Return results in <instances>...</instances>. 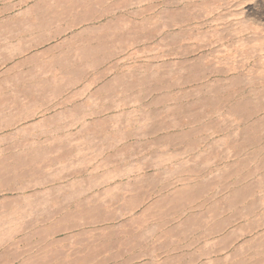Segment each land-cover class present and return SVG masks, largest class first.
Instances as JSON below:
<instances>
[{"label":"rangeland","instance_id":"1","mask_svg":"<svg viewBox=\"0 0 264 264\" xmlns=\"http://www.w3.org/2000/svg\"><path fill=\"white\" fill-rule=\"evenodd\" d=\"M113 1L0 0V264H264V0H166L190 5L205 74L111 41ZM54 176L110 184L60 194Z\"/></svg>","mask_w":264,"mask_h":264},{"label":"bare ground","instance_id":"2","mask_svg":"<svg viewBox=\"0 0 264 264\" xmlns=\"http://www.w3.org/2000/svg\"><path fill=\"white\" fill-rule=\"evenodd\" d=\"M108 1V0H107ZM115 1V2H114ZM113 1V5H112V7L111 8H107V10H104L100 15H99V19H101V21L103 20V22H104V19H105V21H106V23L104 24V26H103V30H104V28H107L108 30H111L112 31V33H111V37H110V40L111 41H115V39H116V41L115 42H117V37L118 36H120L121 38L123 37L124 38V36H126L127 38H128V40L127 39H123V41L125 42L124 44L127 46H129V48H132V49H135V51L137 50V51H140V53L141 52H143V51H145V50H147V49H149V50H151V51H153V50H155V52L157 53V52H160L159 54H160V56L162 57V58H169V57H180L181 59V63L179 64V65H181V67L184 69H188L187 71H189V70H191L190 72H192V73H194V74H196V73H198V71H197V67H198V63H200V62H193L192 61V64H190V62H191V60H189L188 59V57H189V55L191 54V53H197V54H200V53H202L203 52V50L205 49V47L206 46H208V45H205L204 46V44H201V43H199L200 42V37H201V35H202V33L200 32V27H198V26H196V25H194L193 24V22H192V16H191V13H190V5L189 4H186V5H181V6H175L174 5V3L173 2H170V1H166V0H135L134 2L135 3H137V5H139V9L135 12V14H133V15H130V14H128L126 11H127V7L129 6V8L131 7L130 5H133L132 3V1H131V3L129 2V4L130 5H128V3L125 1V0H114ZM101 2V1H100ZM110 2V1H109ZM148 2H149V4H148ZM160 3H162V4H160ZM135 5V4H134ZM145 5V6H144ZM138 7V6H137ZM154 9H155V14H154ZM130 10V9H129ZM118 12H120L119 14H117ZM98 19V20H99ZM105 31L106 32H108L106 29H105ZM107 34V33H106ZM120 34V35H119ZM103 34H101V36H102ZM99 38H101V37H99ZM115 38V39H114ZM120 38V39H121ZM102 39V38H101ZM109 39V38H108ZM127 42H126V41ZM111 43V42H110ZM118 43V42H117ZM127 43V44H126ZM121 44H122V42H121ZM117 45V44H116ZM107 46V45H106ZM105 46V47H106ZM109 46V45H108ZM112 46H113V44H112ZM119 46V45H118ZM123 46V45H122ZM126 46H123V47H126ZM210 46V45H209ZM138 47H142V50H139V49H136V48H138ZM97 48V47H96ZM155 48V49H154ZM98 49V48H97ZM104 49V48H103ZM153 49V50H152ZM99 50H101V49H99ZM98 50V51H99ZM106 50V49H105ZM97 51V50H96ZM134 51V50H133ZM100 52V51H99ZM98 53V52H97ZM139 54V53H138ZM96 55V54H95ZM98 55V54H97ZM158 55V54H157ZM205 55V54H204ZM104 57V56H103ZM146 57V56H145ZM159 57V56H158ZM200 57V56H199ZM198 57V58H199ZM153 58V57H152ZM152 58L150 59V57L149 58H145L146 59V61L147 62H150L151 60H152ZM157 58V56H155V59ZM203 58V57H202ZM208 59L210 58V57H207ZM96 59V58H95ZM141 59V58H140ZM161 59V58H160ZM130 59H128V58H123V59H120V60H118L117 61V63L118 64H120V63H127V61H129ZM210 60V59H209ZM146 61H145V63H146ZM94 62H97L98 63V61H95L94 60ZM93 62V63H94ZM102 62V61H101ZM152 62V61H151ZM97 63H96V65H97ZM197 64V65H195V64ZM201 63H203V61L201 62ZM200 63V64H201ZM95 64V63H94ZM93 64V65H94ZM99 64V63H98ZM151 64V63H150ZM91 65H92V63H91ZM92 65V66H93ZM99 65H101V64H99ZM113 65V64H112ZM92 66H91V68H92ZM95 66V65H94ZM66 67V66H65ZM180 67V66H179ZM94 68V67H93ZM92 68V69H93ZM95 68H97V66L95 67ZM207 68V67H206ZM202 69V68H201ZM230 69V68H229ZM65 70V69H64ZM67 70V69H66ZM94 70V69H93ZM234 70V69H233ZM201 71H203V70H201ZM201 71H199V73L201 72ZM229 71V70H228ZM228 71H227V73H228ZM230 71H231V69H230ZM105 73V72H104ZM204 73V72H203ZM203 73H200V74H203ZM107 74V73H106ZM205 74V73H204ZM223 74H226V73H223ZM227 75H229V74H227ZM192 76V75H191ZM202 76V75H201ZM203 76H205V75H203ZM100 77V76H99ZM207 77V76H206ZM190 78V77H189ZM188 78V79H189ZM202 78V77H201ZM234 78V77H233ZM190 79H192V78H190ZM202 79H204V77L202 78ZM206 79V78H205ZM204 79V80H205ZM225 79V78H224ZM221 80V79H220ZM223 80V79H222ZM238 79H236V80H233L234 82L235 81H237ZM202 81V80H201ZM239 81H241L240 80V78H239ZM238 81V82H239ZM199 82H200V80H199ZM231 82H232V80H231ZM237 82V83H238ZM242 82V81H241ZM251 82V81H250ZM201 83V82H200ZM236 83V82H235ZM240 83V82H239ZM238 83V84H239ZM241 84V83H240ZM252 84V83H251ZM201 87V86H200ZM199 87V88H200ZM212 87V86H211ZM238 87V86H237ZM252 87V86H251ZM213 88V87H212ZM207 89V88H206ZM215 89V88H214ZM217 90H218V88H216ZM221 89V88H220ZM206 92H208V91H206ZM210 92V91H209ZM212 92V91H211ZM218 92V91H217ZM236 92H238V90L236 91ZM255 92L256 91H254V92H251V93H248V96L249 95H252V93H254L255 94ZM201 93V92H200ZM224 93V92H223ZM207 94V93H206ZM263 94V93H262ZM244 96H247V95H244ZM244 96L242 97L243 99H246L247 100V98L245 97L244 98ZM203 99V98H202ZM210 99V98H209ZM221 99V98H220ZM242 99V100H243ZM231 100V99H230ZM233 100V99H232ZM249 100V99H248ZM252 100V99H251ZM203 101V100H202ZM238 102V101H237ZM200 103H202L201 101H200ZM207 103V102H206ZM236 103V102H235ZM204 104V103H203ZM251 104V103H250ZM254 104V103H253ZM193 105V104H192ZM205 105V104H204ZM236 105V104H235ZM194 106V105H193ZM209 106V105H208ZM239 106V105H238ZM239 109H240V107H239ZM238 109V110H239ZM264 109V108H263ZM262 109V110H263ZM242 110V109H241ZM240 111V110H239ZM264 111V110H263ZM227 112H229V111H227ZM255 112V111H254ZM213 113V112H212ZM256 115V114H255ZM194 116H196V115H194ZM199 116V115H198ZM210 116H212V115H210ZM257 116V115H256ZM207 117V116H206ZM261 117V118H260ZM259 117V119H257V120H255L253 123H251V127H253V128H255V129H258V127L260 126V125H262V126H264L263 125V123H264V117H262V116H260ZM248 118V117H247ZM196 119V118H195ZM202 120V119H201ZM211 122V121H210ZM245 123H247V122H245ZM212 124V123H211ZM210 124V125H211ZM193 127V126H192ZM183 128V127H182ZM242 128V127H241ZM260 128H262V127H260ZM192 130H193V128H192ZM260 130V129H259ZM190 131V130H189ZM188 131V132H189ZM195 131V130H194ZM194 131H193V133H194ZM198 131V130H197ZM206 131V130H205ZM245 131V130H244ZM255 131V130H254ZM185 134H188V133H186L185 132ZM243 134V133H242ZM246 134V133H245ZM189 135V134H188ZM193 135V134H192ZM190 136V135H189ZM45 137V136H44ZM47 137V136H46ZM123 137H124V135H123ZM122 137V138H123ZM48 139L49 138H47L46 140L48 141ZM125 139V138H124ZM188 139V138H187ZM245 138H243V140H244ZM250 139V138H249ZM45 140V139H44ZM50 140V139H49ZM126 140V139H125ZM54 141V140H53ZM43 142V141H42ZM56 142V141H55ZM237 142V141H236ZM247 142V141H246ZM246 142H245V144H246ZM252 144V143H251ZM255 144V143H254ZM258 144V143H257ZM41 145V144H40ZM246 147V146H245ZM37 148L39 149V147L37 146ZM37 148H34V154H37V153H39V150H37L36 151V149ZM50 148V147H49ZM51 148H53V147H51ZM26 149V148H25ZM33 153V152H32ZM26 154V153H25ZM201 154V153H200ZM18 157V156H17ZM17 157L15 158V159H17ZM34 158L33 157V154H31V156L30 155H25L24 157H23V159L24 160H27V161H30V159L29 158ZM238 157V156H237ZM38 158H40V157H38ZM245 158V157H244ZM22 159V160H23ZM29 159V160H28ZM243 159V158H242ZM246 159V158H245ZM248 159V158H247ZM246 159V160H247ZM19 160V159H18ZM24 160L22 161V163L24 162ZM38 160H40V159H38ZM244 160V159H243ZM242 160V161H243ZM2 161V160H1ZM4 161V160H3ZM33 161V160H32ZM239 161V160H238ZM26 162V161H25ZM239 162H241V159H240V161ZM245 162V164H246V161H244ZM6 164V163H5ZM18 164H19V162H18ZM233 164V163H232ZM239 165L241 164V163H238ZM242 164H244V163H242ZM241 164V165H242ZM4 164L2 163V162H0V168L1 169H3L2 168V166H3ZM19 165H21V164H19ZM26 165V167H27V164H25ZM17 166V165H16ZM247 166V165H246ZM235 167V166H234ZM18 168H20V167H18ZM231 168V167H230ZM1 169H0V171H1ZM233 170V169H232ZM236 171V170H235ZM3 172V171H2ZM189 172V171H188ZM234 172V171H233ZM235 173V172H234ZM234 175V174H233ZM123 177H124V175H122ZM126 176V175H125ZM249 176V175H248ZM43 177H45V176H43ZM50 178L52 177V176H49ZM40 178V177H39ZM39 178H38V180H39ZM42 178V177H41ZM50 178H47V179H50ZM53 178H56V179H54L53 180V188L55 189H51V190H54L55 192H56V190H57V188H59L58 190H57V192H61V191H67L68 192V190L70 189L71 191H73V192H78V193H80L82 196H83V194H85V196H86V193H93L96 189H98L99 187H101V186H104V185H108V184H110V182H103V183H100V184H96V185H93V184H91V179H92V176H54ZM98 178V177H97ZM116 178L117 179H115V180H118L119 178H121V176L120 175H118V177L116 176ZM241 178V177H240ZM52 179V178H51ZM111 179H113V177L112 178H110L109 180L110 181H113V180H111ZM36 181V184H38L37 182H39V181ZM97 180V179H96ZM122 180V179H121ZM243 180V179H242ZM42 181V180H41ZM47 182H50V180H48ZM58 182V184H56ZM114 182V181H113ZM51 183V184H52ZM240 183V182H239ZM46 183L44 182V183H42V185H45ZM82 184L84 185V187H82ZM3 185V184H2ZM33 185V184H32ZM58 185V186H57ZM185 186V185H184ZM5 187V186H4ZM52 187H49V189L50 188H52ZM182 187V186H181ZM0 188H1V186H0ZM24 188V187H23ZM22 188V189H23ZM29 188V187H28ZM65 188H66V190H65ZM106 188H110V187H106ZM194 188V187H193ZM192 188V189H193ZM180 189V188H179ZM188 189V186H185V187H182L181 188V190H179L180 192H182V191H184L185 192V190H187ZM47 190V189H46ZM69 190V191H70ZM248 190L249 189H247V191L246 192H248ZM12 191V190H11ZM24 191V190H23ZM43 191H45L44 189L43 190H40V191H34L33 192V196H37V195H40ZM47 192V191H46ZM54 192V193H55ZM56 192V193H57ZM183 192V193H184ZM239 192V191H238ZM187 193V192H186ZM237 193V192H236ZM240 193H242L241 191H240ZM61 194V193H60ZM65 194V193H64ZM67 194H69L70 195V193H67ZM72 194V193H71ZM95 193H93V194H91V197H92V195H94ZM96 194H97V192H96ZM96 194H95V196H96ZM98 194H99V192H98ZM100 194H102L101 192H100ZM45 195V194H44ZM52 195H54L53 193H52ZM57 195V194H56ZM68 195V197L69 198H71L70 199V201L72 200V197L71 196H69ZM183 195V194H182ZM181 195V196H182ZM185 195V194H184ZM237 195V194H236ZM244 195V194H243ZM49 196V195H48ZM60 196V195H59ZM67 196V195H66ZM74 196V195H73ZM88 196H90V195H88ZM87 196V197H88ZM98 196V195H97ZM99 196H101V195H99ZM180 196V197H181ZM187 196V195H186ZM238 196H240V194L238 193ZM250 196V195H249ZM23 197V196H22ZM32 197V196H31ZM30 196H25L23 199L24 200H26V201H28L29 200V198H31ZM38 197V196H37ZM62 197H64V199H65V196H62ZM61 197V198H62ZM67 197V198H68ZM237 197V196H236ZM242 197V196H241ZM244 198H245V196H243ZM247 197V196H246ZM14 198V197H13ZM36 198V197H35ZM81 198V197H80ZM175 198V197H174ZM240 198V197H239ZM248 198V197H247ZM85 199V198H84ZM83 199V200H84ZM90 198L88 197V200H89ZM237 199V198H236ZM74 200V199H73ZM72 200V201H73ZM77 200V199H76ZM76 200H75V203L77 204V203H81L82 202V200H80L79 202H76ZM240 200V199H239ZM244 199L242 198V201H243ZM87 201V200H86ZM96 201V200H95ZM25 202V201H24ZM41 202V201H40ZM84 202H85V200H84ZM83 202V203H84ZM57 203V202H56ZM55 203V204H56ZM71 203V202H70ZM94 203V202H93ZM72 205V204H71ZM82 205V204H81ZM81 205H79V206H81ZM61 206V205H60ZM88 206V205H87ZM96 207V206H95ZM61 208V207H60ZM65 208V207H64ZM72 208V207H71ZM85 208V207H84ZM92 208H93V205H92ZM97 208V207H96ZM249 208H251V207H248V210H249ZM55 209V208H54ZM63 209V208H62ZM62 209H59V211H62ZM89 209H91V208H89ZM67 210V209H66ZM65 210V211H66ZM72 210V209H71ZM74 210V209H73ZM10 211V210H9ZM14 211H16V209H14ZM14 211H13V213H14ZM19 211V210H18ZM18 211L17 212H15L14 214L16 215V213L18 214ZM46 211V210H45ZM57 211H58V209H57ZM84 211V210H83ZM12 212V211H11ZM10 212V213H11ZM43 212V211H42ZM54 211L52 210V213H53ZM249 212H251L252 213V210L250 211H248V213H247V215L245 214V216L246 217H248V215L250 214ZM49 213V212H48ZM52 213H49V214H52ZM55 213L56 212H54V216H55ZM60 213V212H59ZM66 213H69V212H66ZM84 213V212H83ZM13 214V215H14ZM65 214V213H64ZM72 214V213H71ZM70 214V215H71ZM237 214H239L240 215V212L239 213H237ZM6 215H8V214H6ZM5 215V216H6ZM42 215V214H41ZM48 215V214H47ZM53 215V214H52ZM57 215V214H56ZM63 215V214H62ZM242 215V214H241ZM244 215V214H243ZM242 215V216H243ZM4 216V215H3ZM2 216V217H3ZM5 216L3 217V218H5ZM51 216V215H50ZM72 216V215H71ZM242 216H240L239 217V219L242 217ZM244 216V218H246ZM8 217L9 216H7L6 218L8 219ZM23 217V216H22ZM49 217V216H48ZM66 217H67V215H66ZM65 216H64V220H51L50 221V223L51 224H53V225H55L56 226V224L57 225H61L62 223H65L66 221L68 222V220H67V218H66ZM1 218V217H0ZM3 218H1V219H3ZM10 218V217H9ZM18 217H15V219H17ZM44 218H46V217H44ZM63 218V217H62ZM65 218H66V220H65ZM14 219V217L12 218V219H10V220H15ZM47 219V221L49 220L48 218H46ZM50 219H52V218H50ZM69 219V218H68ZM74 219V218H73ZM239 219H237V220H239ZM4 220H6V219H4ZM10 220H6V222L5 223H10L11 221ZM43 220V219H42ZM243 220V219H242ZM18 221V219L17 220H15V223ZM39 221H41V220H39ZM65 221V222H64ZM162 221V220H161ZM250 221V220H249ZM0 222H2L1 220H0ZM4 222V221H3ZM14 222V221H13ZM36 222H38V221H36ZM25 223V222H24ZM38 223H40V222H38ZM37 223V224H38ZM44 223V222H43ZM74 223V222H73ZM77 223H79V221H77ZM77 223L75 222V224L77 225ZM83 223V222H82ZM81 223V224H82ZM254 223V222H253ZM1 224V223H0ZM14 224V223H13ZM18 224V223H17ZM35 224V223H34ZM80 224V223H79ZM162 224V223H161ZM30 225H31V223H30ZM33 225V224H32ZM36 225V224H35ZM59 225V227H55L56 228V231L54 232V233H52L53 234V236L54 237H56V236H58V233H60L59 231V229H62L63 228V226H60ZM63 225V224H62ZM221 225V224H220ZM229 225V224H228ZM227 225V226H228ZM48 226H50L49 224H48ZM47 226V227H48ZM80 226H82V225H80ZM79 227V226H78ZM226 227V226H225ZM229 227V226H228ZM238 227H239V225H238ZM248 227V226H247ZM257 227H259V226H257ZM262 227V226H261ZM51 228V227H50ZM49 228V229H50ZM227 228V227H226ZM225 228V229H226ZM231 228V227H230ZM253 228V227H252ZM254 228H256V227H254ZM57 229H58V231H57ZM67 229V228H66ZM219 229H221V228H219ZM232 229V228H231ZM169 230V229H168ZM171 230V229H170ZM170 230H169V232H170ZM217 230H218V227H217ZM49 231H51V230H49ZM63 230H61V232H62ZM173 230H171V232H172ZM210 231V230H209ZM232 231V230H231ZM253 231V230H252ZM42 231H40V233H41ZM64 232V231H63ZM161 232V231H160ZM220 232V231H219ZM222 232V231H221ZM251 232V231H250ZM39 233V234H40ZM208 233V232H207ZM212 233V232H211ZM215 232H213L212 234H214ZM232 233V232H231ZM13 234V233H12ZM16 234V233H15ZM15 234H13L14 236H15ZM167 234V233H166ZM210 234V233H209ZM211 234V235H212ZM216 234V233H215ZM214 234V235H215ZM233 234V233H232ZM12 235V236H13ZM32 235H34V234H32ZM36 235V234H35ZM44 235V234H43ZM46 235V234H45ZM206 235H208V234H206ZM210 235V236H211ZM219 235V234H218ZM217 235V236H218ZM224 236H225V234H223ZM42 236V235H41ZM106 236V235H105ZM24 237H26L25 235H24ZM22 238V239H25V238ZM36 237V236H35ZM40 237V236H39ZM45 237V236H44ZM44 237H42V238H44ZM52 237V236H51ZM104 237V236H103ZM215 237V236H214ZM222 237V236H221ZM11 239H12V237H10ZM21 238V237H20ZM26 238H28V237H26ZM47 238V237H46ZM207 238H209L208 236H207ZM219 238V237H218ZM227 238L228 237H226V238H222V240H226L227 241ZM232 238V237H231ZM30 239V237L28 238V240ZM39 239V238H38ZM217 239V238H216ZM216 239H214V241L216 240ZM212 240V239H211ZM210 240V241H211ZM224 240V241H225ZM217 241V240H216ZM219 241H220V243H223V245H224V241H222L221 242V239L219 238ZM229 241V240H228ZM253 242V241H252ZM215 243V242H214ZM217 243V242H216ZM215 243V244H216ZM219 243V242H218ZM226 243L227 242H225V245H226ZM242 243H244V242H242ZM190 244V243H189ZM188 244V245H189ZM229 243H227V245H228ZM187 245V246H188ZM192 245V244H191ZM226 245V247H229V245L227 246ZM242 245V244H241ZM238 246V245H237ZM180 247V246H179ZM185 247V246H184ZM189 247V246H188ZM233 247V246H232ZM178 248V247H177ZM224 248V247H223ZM235 248V247H234ZM174 249V248H173ZM179 249V248H178ZM184 249V248H183ZM226 249V248H225ZM242 249V248H241ZM249 249V248H248ZM174 250H176V249H174ZM173 250V251H174ZM220 250V249H219ZM167 251V250H166ZM165 252V251H164ZM236 252H237V250H236ZM191 253V252H190ZM194 253V252H193ZM235 253V252H234ZM240 253V252H239ZM239 253H237V254H239ZM246 253V252H245ZM209 255V254H208ZM179 256V255H178ZM184 256V255H183ZM196 256V255H195ZM180 257V256H179ZM234 257V256H233ZM235 257H237V255L235 256ZM193 259H194V257H192ZM192 258H190L189 260V262L187 263V264H190L191 263V261H193V260H191ZM114 259V258H113ZM196 259V258H195ZM108 260H111V259H108ZM220 261V260H219ZM218 262V261H217ZM202 264V263H201ZM213 264V263H212Z\"/></svg>","mask_w":264,"mask_h":264},{"label":"crops","instance_id":"3","mask_svg":"<svg viewBox=\"0 0 264 264\" xmlns=\"http://www.w3.org/2000/svg\"><path fill=\"white\" fill-rule=\"evenodd\" d=\"M4 255H6V253H0V256H4Z\"/></svg>","mask_w":264,"mask_h":264}]
</instances>
